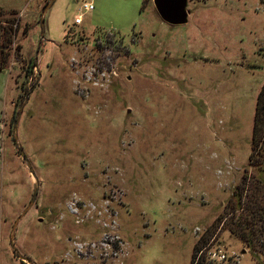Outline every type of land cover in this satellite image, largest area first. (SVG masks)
Wrapping results in <instances>:
<instances>
[{
	"label": "rangeland",
	"instance_id": "1",
	"mask_svg": "<svg viewBox=\"0 0 264 264\" xmlns=\"http://www.w3.org/2000/svg\"><path fill=\"white\" fill-rule=\"evenodd\" d=\"M49 1L0 0L19 24L0 73V264H29L10 241L35 184L18 146L40 187L14 239L33 264H264V0H189L178 26L153 0H55L42 27Z\"/></svg>",
	"mask_w": 264,
	"mask_h": 264
},
{
	"label": "water",
	"instance_id": "2",
	"mask_svg": "<svg viewBox=\"0 0 264 264\" xmlns=\"http://www.w3.org/2000/svg\"><path fill=\"white\" fill-rule=\"evenodd\" d=\"M54 2H55V0H50L47 3V5L44 7L43 12L41 13L40 24L42 27L44 26L45 14L47 13V11L50 9V7L52 6V4ZM188 2H189V0H153L154 7H155L159 17L161 18V20L164 21L165 23H167L169 25H173V26L185 25L188 23L189 16L191 14L190 10L188 9ZM43 38H44V33H42V35H41V41ZM40 46H41V42L38 45L37 50H36L35 62L38 61V53L40 50ZM23 108H24V104H21L19 107V111H18L16 120L14 121V124H13V134H14V140H15L16 146H18V127H19L20 119H21V116L23 113ZM18 149L20 151L21 157L26 162L30 173L32 174V176L35 179V184H34L33 195H32L30 202L28 203L26 208L18 216V218L16 219V221L13 224L12 232H11V236H10V241H11V248L17 254L18 258L21 259L22 261H27L29 264H33L31 260H29L28 258H25L19 254V252H18V250L14 244V239H15L16 228H17L20 220L31 210L32 207H34L36 205V201H37V198L39 195L40 187H39L38 178L34 172V169L31 165L30 161L28 160L25 153L23 152V150L19 146H18ZM244 253L245 252L243 251L242 254H244Z\"/></svg>",
	"mask_w": 264,
	"mask_h": 264
},
{
	"label": "trees",
	"instance_id": "3",
	"mask_svg": "<svg viewBox=\"0 0 264 264\" xmlns=\"http://www.w3.org/2000/svg\"><path fill=\"white\" fill-rule=\"evenodd\" d=\"M4 23H6V24H0V73L5 71L7 66H8V62L10 59V53H11L12 46H13L14 39H15L14 37L18 31V25H19L17 20L4 21ZM68 34H69V29H68L66 35L68 36ZM16 48H17V50H21V46H19V45H17ZM30 67H32V66L30 65ZM263 114H264V84H263V87L261 88V90L259 91V94L257 96V104H256L255 117H254V130H253V136L254 137L259 135V131H260V127H261L260 124L262 121L261 118L263 117ZM234 197H236V200H237L236 205L240 206L241 205V194L237 195L235 193ZM233 208H234V206H233ZM245 233L249 234L250 232L245 231ZM245 233H244V236L246 235ZM245 239H246V236H245ZM246 240L248 242V246L252 247V249H253V247L256 248L258 246V244L260 243L259 240L248 241L249 238H247ZM255 241H257V243H258L256 246H255V244L253 245V242L255 243ZM263 241L261 242L260 247H262V246L264 247ZM195 249H196V247H195ZM194 256H195V254H194ZM226 264H229V263L226 262Z\"/></svg>",
	"mask_w": 264,
	"mask_h": 264
},
{
	"label": "built area",
	"instance_id": "4",
	"mask_svg": "<svg viewBox=\"0 0 264 264\" xmlns=\"http://www.w3.org/2000/svg\"><path fill=\"white\" fill-rule=\"evenodd\" d=\"M93 9H94V5H93L92 1L91 2L84 1V2H82L81 6H80V11L81 12H91ZM82 23H83L82 16L81 15L76 16L75 19H74V25L75 26H79ZM244 254L232 253V255L230 257L234 261H240V258L243 257ZM215 256H217L218 259L221 260L222 262H225L227 260V256H225L224 254H219L218 255V253H215ZM263 257H264V254H263Z\"/></svg>",
	"mask_w": 264,
	"mask_h": 264
}]
</instances>
